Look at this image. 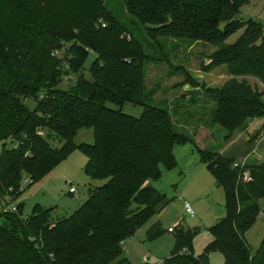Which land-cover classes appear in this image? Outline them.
I'll list each match as a JSON object with an SVG mask.
<instances>
[{
	"label": "trees",
	"instance_id": "1",
	"mask_svg": "<svg viewBox=\"0 0 264 264\" xmlns=\"http://www.w3.org/2000/svg\"><path fill=\"white\" fill-rule=\"evenodd\" d=\"M253 1L0 0V199L16 200L26 190L23 180L34 185L76 149L88 158L87 175L105 180L70 216L54 217L55 208L40 204L27 217L23 203L16 212L0 209V264L127 262L124 241L170 202L149 181L161 178L162 166L176 165L174 149L186 143L195 145L224 189L226 215L208 229L214 240L199 255L194 239L201 229H174L175 249L163 264H211L209 254L217 250L226 264H264V237L255 254L246 238L262 212L264 161L235 163L202 148L195 132L177 124L182 115H194L184 108L185 94L157 102L161 85L146 82L148 63H166L169 76H183L176 87H199L186 66L172 64L171 53L182 43L203 41L219 45L206 70L223 65L233 76L264 84V25L241 17L242 6ZM91 53L95 58L86 67ZM71 73L76 81L63 88ZM204 92L214 104L210 123L223 127L227 139L264 116L262 93L246 79L234 77ZM126 103L142 106L141 116L123 112ZM82 128L93 130L92 144L75 142ZM167 232L158 221L147 239Z\"/></svg>",
	"mask_w": 264,
	"mask_h": 264
},
{
	"label": "rangeland",
	"instance_id": "2",
	"mask_svg": "<svg viewBox=\"0 0 264 264\" xmlns=\"http://www.w3.org/2000/svg\"><path fill=\"white\" fill-rule=\"evenodd\" d=\"M241 17L244 21L252 19L264 25V0L253 1L242 6ZM224 25L225 23H221V27ZM244 28L245 26L231 35L226 43L236 41ZM187 44L182 43L181 47L174 51L175 53H171L173 49L170 50L174 58L172 64L186 66L200 86L196 88L190 85L176 87V83L183 79L180 73L169 76L170 66L168 64L162 63L158 66L150 62L146 67L147 85L149 88L161 85L154 95L155 100L157 102L167 98L175 100L185 94L184 108H190L191 114L194 115L191 119L182 115L183 118L177 124L184 128L185 132H195V139L202 148L216 150L225 156L234 157L235 163L263 162L264 116L248 120L241 129L227 139V131L223 127L210 123V112L214 104L205 95L204 89L221 87L227 80L237 77L240 80L246 79L254 90L262 93L264 101V84L254 76H233L223 65L206 70L205 66L210 62V54L219 45L203 41L194 43L190 47ZM60 55L64 56L65 52H60ZM94 58L95 54L91 53L85 62L86 67H89ZM85 75L89 77L90 74L85 70ZM76 79V74L71 73L67 78L68 83L62 87L68 88V85L74 83ZM191 92L196 93L194 96L197 100L194 102L189 100ZM29 103L30 107H34V101ZM109 105L118 108L116 105ZM122 110L127 114L140 117L143 108L140 105L126 103ZM184 110L180 111L184 113ZM184 119L188 120L184 121ZM75 142L92 144L94 142L93 130L82 128L78 131ZM54 143L58 144L57 141ZM2 144L0 142V150ZM8 146H11V143L8 142ZM174 154L176 165L173 168L162 166L161 178L157 181H149V184L165 193L170 202L161 211L153 214L124 241V254L121 258H127L128 261L122 264H163L172 255L175 249V233L167 232L154 241L147 239V230L158 221L162 223L165 230L200 228L201 232L194 239V251L196 255L202 254L206 246L214 240L208 229L226 215L224 189L218 186L213 174L206 165L201 163L195 145L192 143L177 145ZM87 162L86 154L76 149L34 185H29V179L23 180L22 188L26 190L16 200L6 197L0 199V204L2 201L17 205L23 203L25 217L31 214L36 204L55 208L54 217L70 216L88 199L90 189L105 182V180H93L87 175L85 171ZM71 187H75V191L70 192ZM186 202L191 204L194 210L193 215L186 212L184 208ZM260 202L262 212L253 227L246 233L252 254L256 253L264 237V200ZM209 261L211 264H226L224 253L220 250L210 252Z\"/></svg>",
	"mask_w": 264,
	"mask_h": 264
},
{
	"label": "built area",
	"instance_id": "3",
	"mask_svg": "<svg viewBox=\"0 0 264 264\" xmlns=\"http://www.w3.org/2000/svg\"><path fill=\"white\" fill-rule=\"evenodd\" d=\"M103 26H105V24H103ZM249 179H250L249 173L246 172L245 176H244V180H249ZM73 191H75V187L70 188V192H73ZM184 208L188 214H191V215L194 214V210H193L190 203L186 202L184 205ZM0 209L5 211V212L6 211L16 212V211H18V206L16 203H6V202L2 201V203L0 204ZM173 230H174L173 228H169L170 232H172Z\"/></svg>",
	"mask_w": 264,
	"mask_h": 264
},
{
	"label": "water",
	"instance_id": "4",
	"mask_svg": "<svg viewBox=\"0 0 264 264\" xmlns=\"http://www.w3.org/2000/svg\"><path fill=\"white\" fill-rule=\"evenodd\" d=\"M248 21H249V22H251V21H252V19H249Z\"/></svg>",
	"mask_w": 264,
	"mask_h": 264
},
{
	"label": "crops",
	"instance_id": "5",
	"mask_svg": "<svg viewBox=\"0 0 264 264\" xmlns=\"http://www.w3.org/2000/svg\"><path fill=\"white\" fill-rule=\"evenodd\" d=\"M204 165V164H203Z\"/></svg>",
	"mask_w": 264,
	"mask_h": 264
}]
</instances>
